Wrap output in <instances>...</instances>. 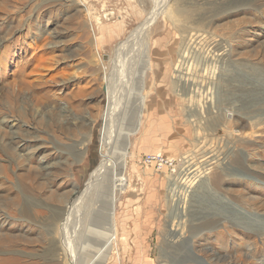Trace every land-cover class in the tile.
I'll return each mask as SVG.
<instances>
[{
	"label": "rangeland",
	"instance_id": "rangeland-1",
	"mask_svg": "<svg viewBox=\"0 0 264 264\" xmlns=\"http://www.w3.org/2000/svg\"><path fill=\"white\" fill-rule=\"evenodd\" d=\"M10 1L0 10L19 18L0 15V117L11 106L26 117L22 141L0 144V264H264L260 0ZM37 29L42 42L62 35L61 61L32 96L18 83L51 53L28 37ZM73 57L80 77L64 82ZM183 59L194 88L184 91ZM213 116L224 122L204 138ZM103 154L115 168L100 188L89 181Z\"/></svg>",
	"mask_w": 264,
	"mask_h": 264
},
{
	"label": "bare ground",
	"instance_id": "bare-ground-1",
	"mask_svg": "<svg viewBox=\"0 0 264 264\" xmlns=\"http://www.w3.org/2000/svg\"><path fill=\"white\" fill-rule=\"evenodd\" d=\"M64 1V0H63ZM64 4H66L69 8H78L79 5L81 4V0H65L63 2ZM83 3V2H82ZM19 1L18 0H11L9 2V6L11 5H14L15 7H18L19 5ZM252 4V3H251ZM252 5H256L257 7H259L260 9H263L264 10V4L263 2L260 0V1H256L254 4ZM13 8V7H12ZM10 8V9H12ZM3 9V8H2ZM14 9V8H13ZM16 9V8H15ZM14 9V11H15ZM6 9H3V10H0V15L4 18L8 17V16H11L13 18H15L14 21H17L19 18L18 17V13L16 14L14 11H6ZM11 12V13H10ZM10 13V14H8ZM21 18V17H20ZM32 17H29L27 20H25V23H26V26L27 28H30L32 26H34V24L32 23ZM153 19V18H152ZM143 23V22H142ZM22 24V23H21ZM24 26V25H23ZM18 27V26H17ZM40 28V27H38ZM141 28H144L141 27ZM149 30V29H148ZM140 31V30H138ZM144 31V30H143ZM17 32H22V29H17ZM42 29H37L36 31L33 32V30L30 32L29 34V38L32 37L34 40L37 39V41H39L40 43V46H41V50H44L43 48H49L50 49V54H48L47 52H44L43 54L41 53V55L37 56V62L36 64L34 65V70L32 68V73H31V76L28 78V77H24V78H19L21 79L20 81L18 79H16L15 81H19V84L18 82V92H21L24 87H25V90H27V92H29L30 95H35L37 94V92L42 89V86L50 81V80H54V78L56 77V75L58 74V66H60L59 64V61H61V59H59L60 57V54L59 53H56L54 52L55 51V48H60L59 45L61 43V34H55L53 32H48L45 33L47 34L48 36L47 37H44L46 38V41L43 40V42L41 41V36H40V33L42 34ZM45 32V31H44ZM47 32V30H46ZM148 32V31H147ZM135 34V33H133ZM142 34V33H141ZM64 35V34H63ZM26 36V35H25ZM138 36V35H137ZM142 36H145V35H142ZM139 37V36H138ZM136 38V37H135ZM130 40V38H129ZM31 42V40H30ZM35 42V41H34ZM96 45V40L95 42ZM66 47V46H64ZM121 47H123V45H121ZM147 47V46H146ZM39 48V47H38ZM67 48V47H66ZM72 48V47H70ZM49 51V50H48ZM58 51V49H57ZM62 53L66 50L62 49L61 50ZM68 53V52H67ZM124 53V52H123ZM261 53V52H260ZM72 54V53H71ZM38 55V54H37ZM28 58V57H27ZM119 58V57H118ZM92 60V63L95 64L97 67H98V71H97V74L98 76L101 77V79H104V78H108L107 77V74L108 73V70L106 69V66L104 65V63L102 62L101 60V57L98 53L95 52L93 58L91 59ZM119 60V59H118ZM117 60V61H118ZM24 61V60H23ZM36 61V60H35ZM115 61V60H114ZM67 62H68V66L71 67L70 69H72L71 72H68L67 74V77H64V82H67V81H74V80H77L78 77H80L78 74V71H79V68L80 66L83 64L82 63V60L77 58V57H73V59H67ZM238 62V60H237ZM240 62V61H239ZM119 63V62H117ZM180 66H179V72L176 74V78H177V87L178 89L184 91L185 89H194L190 86V81H189V77H188V72L187 70L185 69V66H186V63L187 61L185 59L181 60L180 62ZM255 64V63H253ZM263 64H261L262 66ZM68 67V68H69ZM69 69V70H70ZM257 71H258V74L259 76L261 77V75H264V69L262 67H256ZM256 73V72H255ZM30 74V73H29ZM25 75V74H24ZM27 76H29L27 74ZM256 76V75H255ZM258 77V76H257ZM56 81V80H55ZM54 81V82H55ZM62 82V81H61ZM48 84V83H47ZM66 84L63 83V85L61 87H59V89L57 91H63L64 90V86ZM204 87V86H203ZM104 89V88H103ZM209 88L208 87H204L202 88V92L203 94H207L209 93ZM44 91V90H43ZM99 91V90H98ZM97 91V92H98ZM40 92V91H39ZM104 92H106V90H104ZM36 97V96H35ZM61 97L60 96H55L53 95V101L55 103H58L59 99ZM10 104V103H9ZM10 110L2 115L0 117V144L2 146H5L6 148L7 147H10L12 149L15 148V144L18 143V142H21L22 140H18L16 137H15V133L17 131L20 130V132H24V119L26 117V113L24 112V110L20 107H10L9 108ZM122 110L123 108L119 107L118 110ZM249 110L245 111L246 114H250L252 113L253 111H256V110H262L263 108L262 107H259L258 109H252L251 108H248ZM116 111V108L113 107L112 103H106V107H105V113H106V117L105 118H108L110 117L114 112ZM242 111V110H241ZM237 114V120H241V118L239 116L242 117V113L238 111L235 112ZM244 117V116H243ZM10 118L13 119V124L12 125H16L17 128L15 130H11L9 126H6L5 123L6 121H8ZM247 118V117H246ZM243 120V119H242ZM224 122L223 120V117L222 116H213V118H211L209 121H206L204 122L203 124V128L201 130V133H202V136L205 138L206 136L210 135L212 136V134H215V132L217 133V131L221 128L222 126V123ZM25 134V133H24ZM23 138V137H21ZM109 155L107 154H103V159H101V164H105L106 161H110V160H107ZM113 157V156H112ZM233 157V156H232ZM112 159V158H111ZM117 164V163H116ZM100 167V166H99ZM99 167L96 169L95 171V175L93 174V176L95 178H92L90 179L89 183H91V181H93V183L96 181V184L99 182V187H103V185L105 183L103 182H106V177L107 175H111L112 178L114 177V168H115V165H111L109 166V164H105L103 165V170H102V174H100V170H99ZM109 167L111 169H109ZM106 169V171H105ZM108 171V172H107ZM112 171V173H111ZM109 174H107V173ZM37 174V173H36ZM107 174V175H106ZM92 176V175H91ZM111 181V180H109ZM95 184V185H96ZM108 184V183H107ZM98 185V184H97ZM97 187V186H96ZM95 187V188H96ZM94 188V189H95ZM90 189V188H88ZM98 190V189H97ZM107 190V189H106ZM27 209L23 210L24 213H26ZM60 213V212H59ZM59 214L56 215V217H58ZM68 220V219H67ZM5 234V233H4ZM8 240L6 234L3 235V234H0V245H3L4 243H6V241ZM66 250V249H65ZM70 252V251H69ZM67 254L66 251L63 252V259H66L67 258ZM104 254V253H103ZM227 256H223V258H226ZM222 257H219L217 260H221ZM99 261V260H98ZM75 263V262H74ZM98 263V262H97ZM96 261L93 262V264H97ZM99 264V263H98Z\"/></svg>",
	"mask_w": 264,
	"mask_h": 264
}]
</instances>
